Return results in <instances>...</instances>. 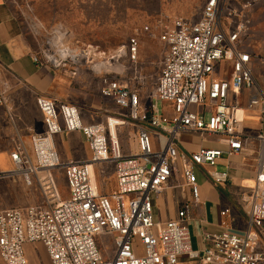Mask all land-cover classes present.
Returning a JSON list of instances; mask_svg holds the SVG:
<instances>
[{
	"label": "built area",
	"instance_id": "2783aa9c",
	"mask_svg": "<svg viewBox=\"0 0 264 264\" xmlns=\"http://www.w3.org/2000/svg\"><path fill=\"white\" fill-rule=\"evenodd\" d=\"M261 1L207 0L199 22L176 20L161 34L166 56L152 100L168 105L169 117L160 114L157 103L148 112L142 111L138 93L124 79L125 71L114 72L124 62L137 63L135 38L124 48L127 55L124 49L110 57L103 53L99 63L103 68L92 49L76 52L48 42L34 54L37 65L71 77L91 71L98 79L101 97L124 112L125 119L140 125L138 151L126 155L109 122L85 125L75 106L38 98L47 131L31 138L35 161L18 146L11 155L15 169L0 172V181L22 176L32 185L35 180L45 203L0 210V260L4 264H32L28 247L36 245L42 246L50 264H180L183 258L192 264H264L259 234L264 226V133L255 137L258 159L256 178L245 201L246 231L205 232L202 247L194 249L189 228L193 206L200 204L201 197L197 167H214L222 155L240 154L248 141L238 129L240 121L228 103L229 95L251 90L248 108L264 105V89L255 76L249 43L246 49L253 26L250 12ZM259 61L264 78V55ZM6 103V90L0 84V106ZM117 121V127L125 126L124 120ZM76 131L85 137L91 158L61 163L53 137ZM180 134L217 137L226 150L202 148L181 158L176 144ZM179 161L182 188L188 197L174 219L158 222L154 201L169 187ZM109 165L115 170L116 189L102 195L94 169H101L104 177ZM57 169L64 171L68 191L64 200L52 174ZM210 177L218 185L227 184L230 178L229 173H210ZM228 214L225 210L221 216ZM98 236L111 238L113 253L101 249Z\"/></svg>",
	"mask_w": 264,
	"mask_h": 264
},
{
	"label": "crops",
	"instance_id": "0c3cea01",
	"mask_svg": "<svg viewBox=\"0 0 264 264\" xmlns=\"http://www.w3.org/2000/svg\"><path fill=\"white\" fill-rule=\"evenodd\" d=\"M233 4L235 8H239L236 1ZM19 12L15 0H0V84L6 90L7 99L6 105L0 106L1 173L15 169L11 155L18 146L22 145L25 153L32 155L31 138L35 135H43L47 131L44 116L37 105L38 98H46L58 104L79 108L85 125H92L86 111H91L100 118L98 112L101 109L100 102L94 99L91 85L82 77H71L34 63L33 56L40 50L42 40ZM250 15L253 19L250 39L255 76L258 85L264 89V78L259 61V58L264 55V0L251 10ZM252 93L253 91L244 89L239 95L230 94L228 100L240 121L238 128L240 133L248 137L242 152L232 156L222 155L214 167H197L201 197L200 204L193 206V218L189 223L194 249L202 247V235L205 232L220 233L228 230L242 234L247 229L248 207L245 201L250 195V188L256 178L258 159V142L255 137L264 133V105L248 108ZM109 103L114 107L111 102ZM165 108L171 114L170 107L165 105ZM103 111L101 110V114ZM111 122L115 124L113 129L116 132L117 122L115 120ZM153 133L157 134V132ZM213 138L215 140L212 145H206L205 142L202 143L199 135L180 134L176 143L179 156L189 158L191 153L202 148L226 150L217 137ZM53 145L61 163L83 162L90 159L92 155L81 132L57 134L53 137ZM123 152L126 154L131 150L124 149ZM133 152L132 149L131 153ZM111 168L114 169L113 165H109L104 174ZM180 171L179 161L174 166L169 187L160 198L154 201L155 217L158 222L164 223L174 219L183 201L188 197L187 191L182 188ZM94 172L100 194L109 195L102 192L100 182L103 171L95 167ZM210 173H229V182L218 185L212 180ZM44 203V197L40 196L36 205H44ZM225 210H229V214L222 217L221 213ZM259 234L264 249V226ZM180 264L192 263L183 258Z\"/></svg>",
	"mask_w": 264,
	"mask_h": 264
},
{
	"label": "rangeland",
	"instance_id": "374dc122",
	"mask_svg": "<svg viewBox=\"0 0 264 264\" xmlns=\"http://www.w3.org/2000/svg\"><path fill=\"white\" fill-rule=\"evenodd\" d=\"M207 0H15L21 17L33 27L42 40L41 48L52 42L65 45L76 52L92 49L97 55L96 63H102L103 53L107 57L127 47L129 41H138V61L135 64L124 62L118 72L125 71L124 79L138 93L140 108L148 112L152 104L157 103L160 114L170 116L165 104L152 100L153 91L166 56V47L160 41L161 34L171 28L176 20L197 23L202 18V11ZM253 20V19H252ZM253 27V26H252ZM149 31H146V29ZM250 35L248 43L251 49ZM124 55H127L124 49ZM221 66L217 75L222 74ZM100 71V70H99ZM111 70L101 69L106 73ZM91 85L94 99L100 102V118L93 112L86 111L92 124L109 122L115 135V124L111 120H124L125 126L117 127L116 132L122 151H137L139 124L124 118V112L115 109L99 94V83L91 71L84 70L78 76ZM82 121V112L78 108ZM101 110L103 111L101 114ZM98 118V120H96ZM201 137V136H200ZM202 143L212 145L213 137H201ZM35 161V155H28ZM55 185L62 200L67 199L68 191L64 171L57 169L53 173ZM32 181V180H31ZM115 172L109 169L101 179L102 192L110 194L115 190ZM42 196L41 186L37 181L26 183L22 176L0 181V210L36 205ZM101 249L111 247L110 237L98 236ZM28 258L32 264H50L42 246L28 247ZM0 264H4L0 260Z\"/></svg>",
	"mask_w": 264,
	"mask_h": 264
},
{
	"label": "bare ground",
	"instance_id": "6f19581e",
	"mask_svg": "<svg viewBox=\"0 0 264 264\" xmlns=\"http://www.w3.org/2000/svg\"><path fill=\"white\" fill-rule=\"evenodd\" d=\"M103 67H104L103 64H99V68H103ZM115 134H116V132H115Z\"/></svg>",
	"mask_w": 264,
	"mask_h": 264
},
{
	"label": "trees",
	"instance_id": "16d2710c",
	"mask_svg": "<svg viewBox=\"0 0 264 264\" xmlns=\"http://www.w3.org/2000/svg\"><path fill=\"white\" fill-rule=\"evenodd\" d=\"M147 115H148V118H150V117H151V114H150V113H148Z\"/></svg>",
	"mask_w": 264,
	"mask_h": 264
}]
</instances>
